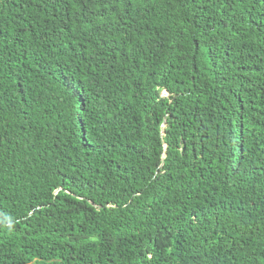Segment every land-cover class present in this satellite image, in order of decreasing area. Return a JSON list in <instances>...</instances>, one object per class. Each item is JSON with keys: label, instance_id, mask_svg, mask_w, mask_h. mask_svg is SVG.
<instances>
[{"label": "trees", "instance_id": "obj_1", "mask_svg": "<svg viewBox=\"0 0 264 264\" xmlns=\"http://www.w3.org/2000/svg\"><path fill=\"white\" fill-rule=\"evenodd\" d=\"M0 264H264V0H0Z\"/></svg>", "mask_w": 264, "mask_h": 264}]
</instances>
